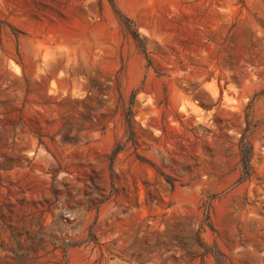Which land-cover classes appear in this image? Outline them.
<instances>
[{
    "label": "rangeland",
    "instance_id": "rangeland-1",
    "mask_svg": "<svg viewBox=\"0 0 264 264\" xmlns=\"http://www.w3.org/2000/svg\"><path fill=\"white\" fill-rule=\"evenodd\" d=\"M0 264H264V0H0Z\"/></svg>",
    "mask_w": 264,
    "mask_h": 264
},
{
    "label": "trees",
    "instance_id": "trees-1",
    "mask_svg": "<svg viewBox=\"0 0 264 264\" xmlns=\"http://www.w3.org/2000/svg\"><path fill=\"white\" fill-rule=\"evenodd\" d=\"M252 152H253V148L250 142L244 139L240 145V157H241L243 167L247 173L250 171Z\"/></svg>",
    "mask_w": 264,
    "mask_h": 264
}]
</instances>
